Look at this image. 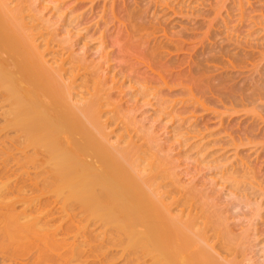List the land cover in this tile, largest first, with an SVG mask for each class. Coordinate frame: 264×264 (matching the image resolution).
Masks as SVG:
<instances>
[{"label": "bare ground", "instance_id": "bare-ground-1", "mask_svg": "<svg viewBox=\"0 0 264 264\" xmlns=\"http://www.w3.org/2000/svg\"><path fill=\"white\" fill-rule=\"evenodd\" d=\"M37 3L39 1L35 0H0V264L264 263V242L261 249L262 263L258 261L259 257H255L259 248L256 250L257 245L252 243L258 234L259 224L264 225V208L260 201L249 198V193H253L246 192L247 187H255L248 184L249 170L243 171L245 167L241 169L239 166L229 168V163L224 165L219 162L222 165L217 162L219 165L216 164L212 169L215 168L219 173L222 171L221 167H224L227 171H222L223 175L220 173L218 176L215 174L217 177L214 176H220L219 179L224 176L222 179H225L228 174L231 175L224 181L230 177L232 179L223 182L228 183L229 195L234 200L221 205V197L217 200L205 197L200 203L194 198L197 193L194 183L183 181L184 177L176 171L169 155L158 149H154L156 152L151 151L156 143L152 126L145 128L141 125L137 130L143 133L145 144L142 145L137 137H132L138 139L135 140L138 143L141 141L139 145L145 148L142 150L129 135L111 137L114 133L111 131V122L115 120L111 119V115L116 116L118 114L115 115V111L122 112L123 109L120 103L122 98L116 102L120 103L119 106L122 105L120 109L117 104L114 105V100L107 91L113 86L116 76H111V86L106 85L109 72L107 74L104 73L106 70L93 69L96 63L90 60L89 56L92 54L88 55L90 52H87L90 48L86 47L88 50H85L83 45L82 54L79 53L82 47L75 48V44H71L70 54L65 59L57 62L45 58L40 52L43 42L50 47V41L56 43L52 37L58 38L57 42L60 44L67 38L69 40L74 33L73 29L55 23H50L44 29L32 24V21L37 20L35 16L38 13L33 16L25 13L35 8ZM104 11L106 12L105 9ZM137 16L136 21L132 17L135 23L139 18ZM135 23L134 25L137 24ZM64 28L66 37L62 35ZM35 32L41 33L36 37L33 34ZM14 33L20 38L16 42L26 53L22 60H15L10 48L9 38ZM100 33L95 49H101L102 56L105 57L103 61L108 64L111 52H106L108 48L105 45L104 30ZM45 38L53 40L45 41ZM158 39L155 38L154 41L157 46L153 45L156 51L158 48L162 49L166 40ZM97 51L94 50V53ZM159 54L157 51L158 56ZM99 56L98 58L103 59ZM88 58L90 61H85ZM70 66L82 67L77 70L76 67L70 69ZM107 68L110 69L109 66ZM81 69L85 71L81 72ZM86 73L91 78L90 83L88 81L89 87L84 82L83 89L76 90V82ZM146 74L142 81L129 80L132 87H128L131 90L137 87L136 92L133 90L136 95L138 92L141 94L148 91L147 95L153 97V100L157 98L159 102L155 100L157 103L151 106L162 105L164 101L158 98L165 95L168 98L179 95L176 93L178 90H172L174 95L168 92L171 85L163 76L155 74L156 79L153 72H149V77ZM150 77L153 80L149 82ZM154 79L160 81L156 82ZM152 82L161 83L154 85ZM147 83L158 87H146ZM159 85H163V89L168 88L166 90L172 96H168L166 91L167 94L163 92L165 95L162 96ZM263 85L264 82L255 84L250 94V97L255 96L249 105L258 120H264ZM190 89L185 88L192 96L191 99L196 101L194 95L199 91L196 89L197 93H194L191 86ZM111 102L114 107L108 109ZM126 103L128 104V100ZM129 112L130 110H126L125 116L128 115L127 118L132 119L134 125L142 123V120L129 116ZM174 112L175 110L171 111ZM244 121L248 120L242 122ZM252 121L251 123L254 122ZM193 126L194 124L190 125L191 129ZM71 127L79 131L78 136L69 132ZM179 128L181 129L180 126ZM149 152L155 154L146 158V153ZM150 158L154 160H147ZM238 173L248 178L243 180L242 177L241 180ZM256 182L258 181L255 184ZM261 187L259 190L262 193H259L264 195V185ZM186 196H191L193 201ZM183 198L188 200V205L196 201L194 207H200L201 211L193 208V205L186 206ZM243 206L248 208V213H244L242 217L231 213L232 209ZM242 220L247 225L244 226ZM254 247L255 251L252 253L251 248Z\"/></svg>", "mask_w": 264, "mask_h": 264}, {"label": "rangeland", "instance_id": "rangeland-1", "mask_svg": "<svg viewBox=\"0 0 264 264\" xmlns=\"http://www.w3.org/2000/svg\"><path fill=\"white\" fill-rule=\"evenodd\" d=\"M35 1H39L36 7L30 9V12L25 13L26 15L32 16L38 13V15L36 14L35 16L37 20L32 21V24H37L40 29H44L49 26L50 23H55V25H64L67 29H73L72 33H74V36L69 38V40L67 38L65 42L60 44L57 42L58 38L52 37L50 34L51 37L55 39L56 43L50 41L48 43L50 47H47L45 42L41 44L42 49H40V52L45 55V58L58 62L65 59L70 54L71 49H69V45L75 44V48L79 49L82 47L79 52L81 54L83 46H85L84 48L88 47V49L90 48L91 51H93L91 52L90 49H85L88 50L87 52H90L88 55L92 54V57L89 56L91 59L88 58L85 61L89 59L93 60V62L96 63L95 68L92 66V63L89 62L93 69L106 70L104 73L107 71L109 72V74L107 72L108 75L103 74L104 76L107 75V80H105L107 81L106 85L111 86L110 78L111 76H116L115 82L112 84L113 88L109 87L107 91L110 93L109 97L112 96L111 98L114 100V105L117 104L119 108L123 105V109L122 112L119 110V112H117V110L115 111V115H118H111V119H115L113 123L111 122V131H114L111 137L129 135L128 137L132 139V137L135 136L142 141L143 145V133L137 130L141 125L145 128L152 126L153 132L156 134V143L153 145L154 148L151 149V151L158 149L163 154L166 153L169 155L176 171H179L181 176L184 177V179L181 177L179 178L183 179L185 183L188 181L194 183L193 187L197 192L194 198L197 202L204 201L205 197L214 200L221 197L220 201H223L221 205L233 201L234 198L231 197L228 192V183H224L231 178L224 181L230 174L226 172L228 174L226 178L222 179V177H224L222 176L220 180V176L218 178L216 177L220 175V173L223 175L222 171L227 170L221 167L222 171L220 170L221 172L218 173L217 170H214L215 168H212L213 166H217L216 164L219 162H222L224 165L225 163H229V168L230 166H235V168L239 166L241 169L245 167L243 171L249 170L248 172L250 174L247 172V176L253 180L238 173L240 175L239 177L241 180L242 177L245 178H243V180L248 178V184L250 186H255L254 189L247 187L246 192L247 194L249 192L253 193H249V198L253 197L257 201H260L264 208V195L261 194V196L259 193V188L261 185H264V130H262L264 129V120H258V118L255 117V111H252L251 105H249L251 104L250 101L255 98V96L250 97L255 84L264 82V0ZM105 1H107V4H105L106 8L104 7ZM135 9L143 12L136 10L137 14L135 15ZM102 11L104 15L101 14ZM133 14L135 17L139 14L137 16L139 17L137 18V24L134 22L136 20ZM102 15L104 16L103 18H101ZM130 18L136 25H134ZM65 28L62 35L66 37L67 32H65ZM103 30L105 32L104 36H106L105 45L108 48L106 52L107 50L108 53L111 52V56L109 57L110 62L108 64L103 61L105 57L102 56L101 49L100 51L95 49L99 43L100 31L103 32ZM41 32L45 33V31L42 30ZM41 32H35L33 34L38 37ZM48 37L50 38L49 34ZM160 37H163V39ZM155 38H159L158 40L166 39L164 40L165 43L163 42L166 47L163 48V46L162 49H157L160 56L157 55L156 48L155 50L153 49L154 46H157L154 42ZM19 39L16 33L12 34L9 38V42L11 43L10 48L15 55V60H22L26 54L22 46L16 42ZM49 40L47 39L45 41ZM166 41L168 43H166ZM36 43H38V41ZM152 49L156 51V53L153 52ZM94 50L97 52L94 53ZM154 53L156 56L153 55ZM99 55L103 57V59L98 58ZM17 63L18 62H16V64ZM80 64L84 65V63ZM77 66L80 65L77 64ZM77 66H75L77 70L82 67L78 68ZM108 66L109 68L112 67L108 69ZM73 67L70 66V69ZM86 67H84V69ZM90 67L88 66V68ZM84 71L85 70L81 69V72ZM150 71L154 73L153 76L159 74V77L161 75L165 78L164 80L169 81L171 85L168 91L169 93L171 92V94L174 95L178 90L176 93L179 95L172 96L170 94L172 98H168L163 93L165 91L167 92L166 89L168 88L164 86L166 89H163V85H159L161 86L159 90L162 91V96L165 95V97L161 99L158 98L164 101V103L160 102V104H163L158 107L156 105H152L153 107L151 106V104H155L159 101L157 98L153 100V97L151 98L147 95L149 94L148 91L141 94H138V92L136 95L135 88L137 87H134L133 90L135 92H133V90H131L132 88L130 89L128 87L131 85L129 80H141L146 73H148L149 77L151 75H149ZM90 72H88V75ZM97 72L102 75L100 71ZM85 75L82 76L84 77L83 81L81 77V79H78L76 82L78 86L76 90H81L85 84L88 86L90 83L89 79L91 78L88 77L87 73ZM104 76L102 77L103 79H105ZM152 78L150 77L148 81H152ZM145 81L147 80L145 79ZM155 81L159 82L160 80ZM119 83H123L124 85H119ZM148 83L146 87L152 85H148ZM179 84L183 86H179ZM194 85H196V87ZM86 86L85 88H87ZM184 86L187 90H189L191 86L192 90H195L194 93H197V90L199 91L197 95H194L196 101H199V103L191 99L192 96L187 93ZM154 87H158V85L153 86V88ZM261 87L264 90V85ZM149 91L152 90L149 89ZM124 93L126 96L123 95ZM169 93L168 96H170ZM150 94H152V92H150ZM187 94L191 97L187 96ZM159 95L161 96V94ZM247 96L248 98H246ZM112 99L110 101H112ZM118 100H121L120 103H122V105L119 106L120 103H116ZM127 100L128 104H125ZM155 100L157 102H154ZM176 100L179 104L176 103ZM113 103L108 109H113ZM126 110H130L129 116L132 118L136 117V120H142V123L134 125L132 119L127 118L128 115L125 116L124 112H126ZM173 110H175V112L171 113ZM189 118L192 120L189 121ZM197 118L198 120H196ZM249 118L251 120H249ZM245 119L248 121H244L246 123L242 122ZM194 120L196 122H194ZM251 121L253 123H251ZM192 123L194 124L193 130L190 127V125H193ZM69 132L73 134V136H78L79 134V131H77L75 127H71ZM138 139L133 138L132 140L134 142ZM141 141H139V143ZM134 143L140 146L137 141ZM142 145L140 146L142 147L141 150L145 149ZM143 152H145V150ZM155 152L146 153V158L155 154ZM161 155L162 154H160V156ZM150 159L147 160H154L153 158ZM230 163H232V165H230ZM215 174H217V176ZM236 177L239 179L238 176ZM254 180L259 183L256 182L255 184ZM249 181H253L251 183L255 185L249 183ZM248 184L247 186H249ZM241 188L242 187H240V189ZM180 189L181 188H179V190ZM247 189L249 190L247 191ZM182 190L184 191V189ZM175 191L178 192V190ZM243 192L245 191L243 190ZM260 192L262 193V191ZM175 193L173 194L175 195ZM178 194L180 195L181 193L179 192ZM177 195L176 197H178ZM187 197L188 196H186V198ZM180 198H182V196ZM186 198H183L185 200V205H193V208H195L196 206L194 207V203L197 202L195 201L191 204L190 202L193 200L191 196H189L188 198H191L192 201L189 199L190 204L188 205L186 204L188 201H186ZM200 205L197 204V206ZM195 209L201 211L200 207H196ZM202 209L205 210L204 207ZM231 213L238 217H242L244 213H248V208L246 209L244 206L241 208L237 207L232 209ZM236 222H238V220H236ZM242 222L244 226L247 225L245 220H242ZM235 230H237V228H235ZM255 238V242L253 241L252 243L257 245L256 250L259 248L256 251V254H258L255 255V257H259L258 261L262 263L263 253H261V249L262 243L264 242V225L260 226L259 224L258 234ZM251 249L253 250L255 247ZM254 251L255 250H253L252 253ZM252 253L249 254V256H251Z\"/></svg>", "mask_w": 264, "mask_h": 264}]
</instances>
